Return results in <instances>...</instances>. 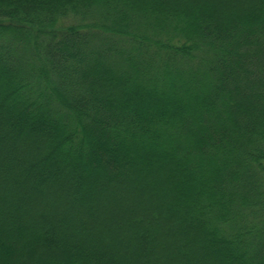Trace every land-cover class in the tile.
<instances>
[{
  "label": "trees",
  "instance_id": "1",
  "mask_svg": "<svg viewBox=\"0 0 264 264\" xmlns=\"http://www.w3.org/2000/svg\"><path fill=\"white\" fill-rule=\"evenodd\" d=\"M0 264H264V0H0Z\"/></svg>",
  "mask_w": 264,
  "mask_h": 264
}]
</instances>
